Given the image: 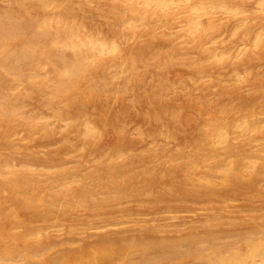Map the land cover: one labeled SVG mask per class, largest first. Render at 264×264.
<instances>
[{"label": "rangeland", "instance_id": "obj_1", "mask_svg": "<svg viewBox=\"0 0 264 264\" xmlns=\"http://www.w3.org/2000/svg\"><path fill=\"white\" fill-rule=\"evenodd\" d=\"M0 264H264V0H0Z\"/></svg>", "mask_w": 264, "mask_h": 264}]
</instances>
